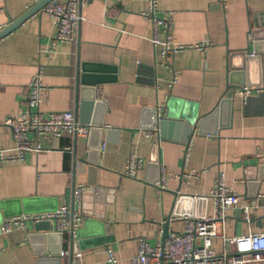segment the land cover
<instances>
[{
    "label": "crops",
    "instance_id": "crops-1",
    "mask_svg": "<svg viewBox=\"0 0 264 264\" xmlns=\"http://www.w3.org/2000/svg\"><path fill=\"white\" fill-rule=\"evenodd\" d=\"M158 4L156 15L171 17L173 43L187 47L168 57L163 45L152 43L153 22L145 18L149 0H89L81 8L76 43L53 47L56 25L44 9L0 39V148L14 149V133L5 122L25 113L36 74L45 87L42 112L73 111L80 123L92 124L86 138L41 140L46 151L0 163V264H73L77 251L84 264H111L109 251L117 264H131L140 241L155 246L166 223L170 234L183 232L187 218L215 213L211 193L221 172L242 203L256 200L257 207L250 222L232 210L220 235L230 240L264 233V100L248 103L233 92L264 85V0ZM36 5L0 0V32ZM167 37L162 26L160 39ZM248 50L250 60L241 55L249 57ZM79 63L93 65L100 104L95 111L83 105L89 91L77 101ZM242 66L243 84L231 76L232 68ZM156 109L165 123L157 138H149ZM195 110L205 117L201 126L188 123ZM131 158L143 162L137 179L126 175ZM163 170L167 188L159 192ZM79 188L84 189L78 197ZM67 205L85 220L73 246L71 234L61 236L54 221L2 232L8 218ZM213 246L218 255L248 249L233 240L225 244L222 236Z\"/></svg>",
    "mask_w": 264,
    "mask_h": 264
},
{
    "label": "built area",
    "instance_id": "built-area-1",
    "mask_svg": "<svg viewBox=\"0 0 264 264\" xmlns=\"http://www.w3.org/2000/svg\"><path fill=\"white\" fill-rule=\"evenodd\" d=\"M42 0H34L35 4ZM89 0H53L44 12L52 19L56 25V35L53 39V47L58 43H76L77 30L80 23L84 20L81 14V8ZM150 11L145 14V18L153 22L152 43L155 46L163 45V56L168 57L172 52L184 50L187 47L173 43L169 36L171 28V17L161 18L156 15L159 4L158 0H149ZM168 29L167 41L160 39L161 27ZM200 51H203L205 45H195ZM175 76L173 83L177 81ZM43 77L36 74L29 86V97L26 101V110L20 119H8L5 124L9 126L14 133V149L6 150L0 148L1 162H18L23 161L27 154L40 153L46 151L42 146L41 140L52 141L61 138L64 135L86 138L92 124H83L77 120L73 111L69 112H52L46 114L40 110L42 104V91L44 90ZM264 92V85L260 87L243 86L235 91V96L247 101L254 93ZM163 121L161 115H158L157 125L154 129L147 130V137L157 138L160 131V123ZM31 135L33 137H31ZM71 148H67L70 151ZM128 170L126 175L130 178L137 179L138 171L143 166L142 161L129 159ZM160 181L157 184L159 192L167 188V175L162 171ZM226 176L221 172L216 180L215 188L212 191L214 199L215 213L211 217L204 219L187 218L183 232L170 234L166 240H163L162 233L155 246H151L146 240L140 241V251L135 256L131 264H264V233L250 234L247 237H235L230 240L238 244L245 243L248 245L247 252L240 251L239 254L230 255L226 252L218 255L213 240L222 236L225 244L230 240L225 235H220V226H225L229 220L232 210H240L244 213L245 219L251 221L252 209L257 207L256 200H250L246 203L241 202V197L233 189L227 188ZM84 188L77 190L79 192ZM56 222L57 232L65 234H77V231L84 224V218L71 211L69 206L57 208L53 212L40 213L37 215H20L19 217L8 218L4 224L2 232L7 234L15 228H24L27 223L32 222L36 225L42 222ZM162 236V237H161ZM69 253L62 252V257H67ZM76 260L73 264H84L83 253L77 251ZM109 262L117 264L113 252L109 251Z\"/></svg>",
    "mask_w": 264,
    "mask_h": 264
},
{
    "label": "water",
    "instance_id": "water-1",
    "mask_svg": "<svg viewBox=\"0 0 264 264\" xmlns=\"http://www.w3.org/2000/svg\"><path fill=\"white\" fill-rule=\"evenodd\" d=\"M53 0H42L40 3H38L36 6H35V9H33L31 12H28L27 14H25L24 16H22L21 18H19L18 20H16L13 24H10L9 27L5 28L4 30H2L0 32V39L11 34L12 32L15 31L16 28H18V26L23 23L25 20H27L29 17L32 16V14L36 13V12H40L42 11L44 8H46V6ZM249 52V50H248ZM250 54V52H249ZM242 56H244L245 58H247V60H250L251 58H254V56H252L250 54V56L248 57L246 54H244V52L241 53ZM91 67H93V65H87L85 64L82 65L81 63L78 64L77 66V86H76V94L78 95V98H77V101H79V98H81V92L83 91H89L91 94L89 95V98L87 99L88 101L85 102V104H83L86 108H88L89 111H91V109H93L95 111V109H99L100 107V104L99 103H96V93H95V90H96V82L93 81L94 78H95V75L91 74L92 73V69ZM246 67V66H245ZM244 66H242V68H232V70H235V71H240V72H235L233 71L234 73L231 75L232 77L235 76V77H240L242 83L243 84L244 82ZM86 87V90H83V88L81 87ZM95 88V89H93ZM236 88V87H235ZM234 88V89H235ZM236 91V90H235ZM235 91H233L235 93ZM232 92V94H233ZM254 100H257V101H260V100H264V92L260 93V95L256 98L254 97H250L247 99V102H252ZM174 99L170 102V104L168 105L169 107H171V104L173 103ZM227 102V101H226ZM225 102H223L224 104ZM185 106H190L191 104L188 103V102H185L183 103ZM218 111V109L216 108L212 113L209 114V117L206 119L208 120L210 117H212L213 115H215V113ZM156 112V119H155V122H154V126H156L157 124V109L155 110ZM91 113H89L90 115ZM203 119H205V117H199L198 114H197V110H195V113L193 114V116L190 118H188V123L189 125H192V126H201L200 124L203 122ZM205 120V121H206ZM85 123V122H84ZM165 123V119H163V121L160 123V125L162 126L163 124ZM85 124H91L90 122L88 123H85ZM96 125H100L101 123L100 122H95ZM191 129V127H190ZM77 138V137H76ZM155 144H157V142H155ZM251 183H254L253 181H251ZM177 204H179V202H177ZM22 212V211H20ZM27 212V211H26ZM242 213V211H241ZM164 236H163V240H166L169 235H170V232L168 230V223H166L165 227H164ZM81 230H78L77 231V235H76V238L78 240H81V235H80V232ZM60 234V233H59ZM61 236H63L62 234H60ZM74 240H75V235L74 234H71V243H72V246L74 245ZM73 254V253H72Z\"/></svg>",
    "mask_w": 264,
    "mask_h": 264
}]
</instances>
